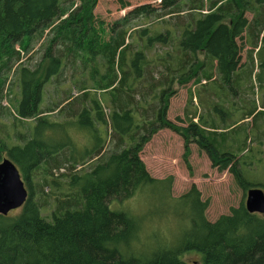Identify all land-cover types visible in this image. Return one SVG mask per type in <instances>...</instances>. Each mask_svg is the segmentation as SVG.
<instances>
[{
  "label": "trees",
  "instance_id": "16d2710c",
  "mask_svg": "<svg viewBox=\"0 0 264 264\" xmlns=\"http://www.w3.org/2000/svg\"><path fill=\"white\" fill-rule=\"evenodd\" d=\"M80 1L82 6L73 10L71 0H0V122L11 114L9 107L4 105V92L11 70L21 61L18 48L28 52L29 45L42 40L47 32L55 36L44 58L34 69L22 66L15 71L20 89L15 112L21 119L33 118L37 122L32 138L21 137L24 140L21 145L9 146L6 141L0 140V163L5 158L10 159L19 169L26 188L30 189L18 216L9 218L0 215V264H189L182 258L185 253L200 255L201 261L193 264H264V215L249 213L241 204L233 207L228 215L211 222L206 216L209 202L202 200L195 187L178 199L181 207L188 208L191 222L179 245L175 248L161 247L150 256L134 254L140 223L115 206L116 202L130 200L151 187L158 188L157 185H161L169 195L171 179H153L140 157L144 145L158 127L171 126L166 121L165 93L160 104L153 109L155 115L150 125H147L149 118L139 123L133 110L125 109L130 103L127 100L118 105L109 119L113 133L119 136L115 150L92 171L84 175L68 174L72 190L63 199H56L50 220L41 215V208L32 197L29 175L43 164L49 168L53 165L59 167L66 154L64 142L58 145L52 141L53 133L65 126L49 123L40 117L46 113L39 108L44 86L53 76L61 73L65 54L72 55L70 63L77 57H86V61L101 60L106 67L101 78L106 80L105 88L113 87L119 81L118 74L123 76L119 81L123 84L130 72L123 68L122 51L127 47L122 31H111L115 33L111 42L103 41L95 35L92 26L93 15L89 6L94 0ZM255 3L261 6L264 0H255ZM249 4L244 0H214L209 3L205 0H161L160 9L164 12L169 9L163 13L165 15L188 12L180 44L185 57L177 69L180 84L187 82L188 76L198 74L199 55L202 54L205 64L215 66L220 78L219 86L223 84V87L235 88L239 83V71L245 64L241 54L244 34L247 30L254 33L259 25L264 27V7L257 10V18L250 25L247 19ZM82 9L85 12H80ZM157 13L147 6H140L130 14L132 19H138L153 18ZM66 14L68 17L63 20ZM124 34L127 35L126 32ZM153 40L166 41L164 37ZM262 41L264 43V36ZM55 43H59L56 50L52 47ZM142 59L138 53L132 60L130 69L133 77L143 75L144 70L139 66ZM117 60L120 63L117 64ZM260 66L264 68V63ZM91 72V77L99 73L96 68ZM262 74L258 75V80L264 79ZM212 77L211 73L207 78ZM82 90L86 89L82 87ZM66 108L69 111L63 109L64 114L71 117L78 114V124L94 140H98L92 150L93 155L97 154L101 142L98 128L107 124L98 100L93 99L90 109L85 107L75 112L70 104ZM56 109H49L48 112ZM251 117L253 123L261 117L263 121L264 107L259 112L257 108L248 110L242 120ZM192 125L185 132L197 138L198 147L207 154L214 167L228 170L245 193L252 188L264 191V182L250 181L239 169L241 161L237 156L245 149L247 135L242 140H233L238 144L236 147L228 143L223 145V139L219 140L214 132L218 127H211L213 131L208 133ZM181 134L184 135V131ZM122 143L126 146L123 147ZM111 202L114 206L110 205Z\"/></svg>",
  "mask_w": 264,
  "mask_h": 264
},
{
  "label": "rangeland",
  "instance_id": "374dc122",
  "mask_svg": "<svg viewBox=\"0 0 264 264\" xmlns=\"http://www.w3.org/2000/svg\"><path fill=\"white\" fill-rule=\"evenodd\" d=\"M71 1L73 10L82 6L80 0ZM205 1L209 3L214 0ZM244 1L250 2L247 5V19L251 25L257 18V10L264 7V3L261 7L260 4L255 3V0ZM160 3L161 0L91 2L89 10L93 15L92 26L95 35L105 42H111L115 34L111 31L119 30L123 33L127 47L122 51L123 68L130 71L128 78L122 84L119 81L123 76L118 74L119 81L113 87L105 88L106 80L101 78L106 67L101 60L86 61V57L79 54L82 58L77 57L78 59L70 63L73 59L72 55L65 54L66 57L64 56L62 60L63 69L44 86L39 106L43 112H46L40 117L45 118L49 123L65 126L60 131H53L52 140L58 145L64 142L66 154L62 158L65 160L58 165L59 167L53 165V168H49L43 164L29 175L33 200L40 206L41 215L50 220L56 207V199H63L69 190H72L67 175L72 173L84 175L92 171L95 165L115 150L119 136L113 133L109 119L111 113L117 110V106L123 105L124 100H127L130 103L127 108L123 107L133 110L139 123L149 118L147 125H150L155 115L153 109L160 104V99L165 93L163 104L166 107V121L171 126L158 127L156 133L150 136V140L144 145L140 157L153 179L161 181L171 179L169 195H166L161 185H157L158 188L151 187L130 200L116 202L118 207L115 206L116 209H121L138 219L140 230L133 251L134 254L145 256H150L161 247L175 248L179 245L182 237L191 227V222L188 208L181 207L178 199L187 194L192 187L201 193L203 201L209 202L206 216L211 222L228 215L233 207H239L241 204L245 206L248 192H244L228 170L221 171L218 167H214L207 154L198 147L197 138L185 132L190 128L189 126H193L192 124L208 133L213 131L211 127H218L219 129L214 132L217 133L219 140L223 139V145L228 143L227 145L236 147L238 144L233 140L236 138L242 140L247 135L245 149L237 156L241 161L239 169L250 181L264 182L263 117L257 119L255 123L252 117L242 120L248 110L257 108L259 112L264 107V68L260 66L264 63L262 41L264 27L259 25L254 33L247 30L244 34L241 54L242 63L245 64L239 71V83L235 88L223 87V84L222 87L219 86L220 78L215 66L210 63L205 64V56L202 54L199 55L198 74L188 76L187 82L180 84L177 69L178 64L185 57L180 44L184 26L188 21V12L165 15L163 13H167L169 9L164 12L160 9ZM140 6L154 9L158 11V15L153 18L132 19L131 11ZM67 17L68 14L63 20ZM158 37H164L166 41L163 43L153 40ZM54 39L55 36L48 35L47 32L42 40L29 45L28 52L18 48L21 61L11 70L4 92L6 95L4 105L9 107L11 114L0 122V140L6 141L9 146L23 144L24 140H21V137L32 138L33 128L37 122L33 118L21 119L15 112V106L20 100L15 71L22 66L34 69L44 58ZM149 39L152 41L150 42ZM58 44L52 46L54 50L58 48ZM138 53L143 57L139 66L144 71L142 76L133 77L130 66ZM116 63L120 61L117 60ZM47 64L48 61L44 63V68ZM95 68L99 73L91 77V71ZM211 73L213 77L209 80L207 77H210ZM260 74L262 81L258 80ZM82 87L86 90L83 91ZM93 99L100 103L101 111L107 121V124L98 128L101 142L95 155L92 150L98 144V140H94L83 126L78 124V114L71 117L65 115L63 111V109L68 110L66 107L69 104L75 112L85 107L90 109ZM57 106L59 108L56 109ZM49 109L56 110L48 112ZM183 131L184 135L181 134ZM49 136L46 135L48 139ZM125 139L129 141L128 137ZM122 146L125 147L126 144L122 143ZM87 151L90 156L86 154ZM71 167H74L73 170ZM24 183L27 187L25 180ZM27 190L30 193V189ZM113 202L110 203L111 206H114ZM22 209L10 212L7 217L18 216ZM182 258L189 264L201 261L200 255L196 253H185Z\"/></svg>",
  "mask_w": 264,
  "mask_h": 264
},
{
  "label": "water",
  "instance_id": "95a60500",
  "mask_svg": "<svg viewBox=\"0 0 264 264\" xmlns=\"http://www.w3.org/2000/svg\"><path fill=\"white\" fill-rule=\"evenodd\" d=\"M28 190L17 166L10 159L0 163V215L22 208L28 199ZM249 213L264 215V191L252 188L245 202Z\"/></svg>",
  "mask_w": 264,
  "mask_h": 264
}]
</instances>
